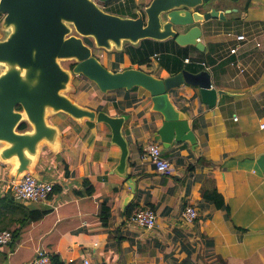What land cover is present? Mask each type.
Wrapping results in <instances>:
<instances>
[{
  "label": "crops",
  "instance_id": "0c3cea01",
  "mask_svg": "<svg viewBox=\"0 0 264 264\" xmlns=\"http://www.w3.org/2000/svg\"><path fill=\"white\" fill-rule=\"evenodd\" d=\"M150 2L111 0L104 6L135 17ZM213 8L237 11L202 24L204 51L166 40L158 44L159 58L154 54L150 66L139 67L165 78L171 73L160 64L163 52L190 66L194 63L186 59L205 53L202 70L210 72L214 88L230 94L209 106L199 87L185 84L170 91L187 114L196 143L174 141L164 147L157 134L163 117L151 111V95L144 88L103 93L94 82L75 76L69 92L75 101L110 115H127L126 173L135 191L115 172L122 152L112 144L106 123L79 122L65 113L49 116L62 136L56 151L42 145L35 172L57 186L56 192L45 201L16 199L11 190L14 165L0 161V231L13 235L0 248V264H34L40 250L59 255L65 264H85V259L90 264H264V0H213L205 10ZM240 36L246 40L237 41ZM236 45L237 52L230 53ZM112 53L109 63L101 60L108 68L135 67L128 65L124 51ZM151 142L161 143L171 163L169 173H158L150 162L146 147ZM85 180L102 183L101 192L78 194L85 190ZM216 191L225 205L217 204ZM104 202L110 209L107 225L101 219ZM132 202L136 206L127 214ZM188 206L196 208L195 220L184 217ZM146 208L157 214L151 230L132 220L138 209ZM41 210L46 212L36 218Z\"/></svg>",
  "mask_w": 264,
  "mask_h": 264
},
{
  "label": "water",
  "instance_id": "95a60500",
  "mask_svg": "<svg viewBox=\"0 0 264 264\" xmlns=\"http://www.w3.org/2000/svg\"><path fill=\"white\" fill-rule=\"evenodd\" d=\"M110 1L0 0L4 15L0 23V161L13 163L15 177L32 173L41 180L35 167L42 145L47 143L56 151L62 136L49 116L65 113L79 122H102L110 127L112 144L122 152L115 172L135 191L126 173L130 150L123 127L127 115H110L79 104L69 95L75 76L94 82L103 93L135 87L147 90L151 111L163 117L157 134L166 148L174 141L196 143L187 114L171 98L172 89L185 84L199 87L203 102L209 106L230 94L212 86L206 69H183L165 78L139 67L113 70L94 49L123 51L126 44L138 45L144 39H175L180 46L193 45L204 51L202 24L224 19L237 8L206 11L213 0H151L131 17L108 11L104 5ZM65 61H72L73 66H65ZM23 122L27 128L19 130ZM132 198L133 193L127 201Z\"/></svg>",
  "mask_w": 264,
  "mask_h": 264
},
{
  "label": "built area",
  "instance_id": "2783aa9c",
  "mask_svg": "<svg viewBox=\"0 0 264 264\" xmlns=\"http://www.w3.org/2000/svg\"><path fill=\"white\" fill-rule=\"evenodd\" d=\"M3 14L0 13V20L3 19ZM238 41L246 40L244 36L236 37ZM239 49V46L236 45L232 47L230 53H236ZM190 61V59H186ZM264 128V123L262 124ZM163 147L159 142H151L146 147V154L150 159V162L154 165L155 170L158 173L165 174L171 171V163L165 156L162 154ZM11 190L14 193V196L18 200L23 201H45L47 200L52 192L54 191V184L51 182L43 181L37 179L32 173H26L22 178L13 176L11 180ZM184 217L187 220H195L198 217V213L195 207L188 206L185 209ZM132 220L139 225L140 227L146 229H153L156 227L157 223V214L154 210L138 209ZM13 239L11 231H0V248L9 244ZM85 264H90L88 259H85ZM34 264H54L52 256L43 251H38Z\"/></svg>",
  "mask_w": 264,
  "mask_h": 264
},
{
  "label": "trees",
  "instance_id": "16d2710c",
  "mask_svg": "<svg viewBox=\"0 0 264 264\" xmlns=\"http://www.w3.org/2000/svg\"><path fill=\"white\" fill-rule=\"evenodd\" d=\"M250 4H251L250 1H248V3L245 6V10L248 8V6H250ZM107 10L110 11V9H107ZM168 40H171V41L176 43L175 39H168ZM162 42H165V41H156L153 39H144V40L140 41V43L138 45L126 44L123 51L125 53H127V55L129 56L128 65L129 66H135V67H140L142 65L150 66L151 58L154 54H158V52H160L159 49H161V45H158V44H160ZM195 49H196V47H195ZM163 53L161 55L160 64L164 68H166L171 74H175V73H177V72H179L185 68L186 69L188 68L189 70H191L193 72H198L204 68V65L196 64V63H194L193 66L185 65L184 62L180 59V57H176L175 55L163 54ZM202 55L203 56L200 58H195V59H193V60L191 59V60L195 61V62H202V61L206 62V61H208V58L204 52H202ZM162 58H166L167 62H165L164 59L162 60ZM71 66H73V64H71ZM26 128H27V123L23 122L20 125L19 130H24ZM84 185H85V190L84 191H78L77 192L78 194L92 196V195H98L101 192L102 183H100V182L93 184L91 181L85 180ZM56 188H57V186H54V191L52 193L56 192ZM215 193H216V196L218 198L217 201H219L217 204L218 205H225L223 196L220 193H218L217 191ZM204 196L208 197V195H206V193H204ZM135 206H136V203L132 202L131 205H129V207L127 209V214H130L132 212L133 208H135ZM45 212H46V210L39 211L36 218L41 217ZM109 214H110L109 206L104 202L103 203V210H102V214H101V219H102V222L104 225L108 224ZM52 260H53L54 264H65L59 255H53Z\"/></svg>",
  "mask_w": 264,
  "mask_h": 264
},
{
  "label": "rangeland",
  "instance_id": "374dc122",
  "mask_svg": "<svg viewBox=\"0 0 264 264\" xmlns=\"http://www.w3.org/2000/svg\"><path fill=\"white\" fill-rule=\"evenodd\" d=\"M121 8V7H120ZM107 9H111V7H107ZM117 9V8H116ZM119 12H121V11H119ZM87 39H89L90 41V43L93 45V43H92V40L90 39V38H87ZM94 53L103 61V62H105V63H109V61H110V59H112L113 58V53L112 52H109V51H106V50H104V49H99V48H96L95 47V49H94ZM105 63H104V65H105ZM72 64V61H65L64 62V65L65 66H70ZM71 96H73V94L71 95ZM74 98H76V97H74Z\"/></svg>",
  "mask_w": 264,
  "mask_h": 264
},
{
  "label": "clouds",
  "instance_id": "9594fccd",
  "mask_svg": "<svg viewBox=\"0 0 264 264\" xmlns=\"http://www.w3.org/2000/svg\"><path fill=\"white\" fill-rule=\"evenodd\" d=\"M245 37V36H244ZM237 40V39H236ZM238 41V40H237ZM155 57H158V54H155ZM159 58V57H158ZM188 62V61H187ZM189 62H192V63H196V64H202V65H205V63L202 61V62H195V61H192L191 59H190V61ZM186 69V68H185ZM201 71V70H200ZM193 72V71H192ZM199 72V71H198Z\"/></svg>",
  "mask_w": 264,
  "mask_h": 264
},
{
  "label": "flooded vegetation",
  "instance_id": "af4514ba",
  "mask_svg": "<svg viewBox=\"0 0 264 264\" xmlns=\"http://www.w3.org/2000/svg\"><path fill=\"white\" fill-rule=\"evenodd\" d=\"M86 40V39H85ZM90 41L89 39H87V42ZM90 43V42H89Z\"/></svg>",
  "mask_w": 264,
  "mask_h": 264
}]
</instances>
